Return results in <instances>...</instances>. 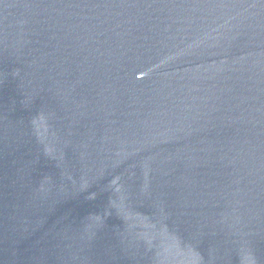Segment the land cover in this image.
<instances>
[{"label": "water", "instance_id": "water-1", "mask_svg": "<svg viewBox=\"0 0 264 264\" xmlns=\"http://www.w3.org/2000/svg\"><path fill=\"white\" fill-rule=\"evenodd\" d=\"M0 264H264V0H0Z\"/></svg>", "mask_w": 264, "mask_h": 264}]
</instances>
